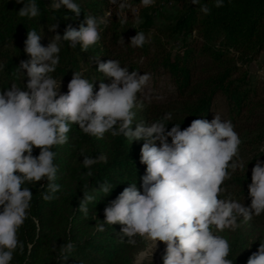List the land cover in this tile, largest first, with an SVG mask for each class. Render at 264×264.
Segmentation results:
<instances>
[{"label":"trees","instance_id":"obj_1","mask_svg":"<svg viewBox=\"0 0 264 264\" xmlns=\"http://www.w3.org/2000/svg\"><path fill=\"white\" fill-rule=\"evenodd\" d=\"M75 2L81 8L79 16L63 7L53 11L50 8L53 0H36L41 15L30 19L18 14L23 2L0 0V91L9 89L13 83L23 88L28 82L26 70H21V75L17 68L22 60L30 59L24 51L29 30H36L41 35L40 43L47 46L56 34L63 36L68 25L79 29L89 14L102 19L100 40L87 52H82L79 44L72 48L69 42H61L59 64L51 73L57 81L61 80V93H67L74 72L94 80V91H98L100 82L111 83L97 71L93 56L100 62L118 60L129 72L137 71L140 75H167L176 93L170 104L151 107L147 122L168 112L173 119L167 130L174 124H180L183 130L195 119L211 122L215 114L222 120H230L242 140L239 147L242 167L225 181L226 191L222 195H231L249 206L252 168L257 160L264 162V151L260 150V145H264V90L247 66L264 54V0H224L220 8L214 6L215 0H200L199 5L191 0H155L151 7H144L141 0H131V4L140 6L144 18L132 30L131 25L118 21L109 0ZM170 2L174 3L173 10L162 9V5ZM204 4L211 9L208 15L200 11ZM157 18L161 20L159 24ZM52 24L58 25L55 32L49 31ZM152 29V39L143 47L131 45L137 32ZM137 124L133 121V130ZM68 136V143L51 149L56 153L54 163L58 168L54 183L61 185V189L49 194L57 198L50 201L42 198L48 192L47 180L25 184L33 198L29 217L18 232L24 251L17 249L11 264H134L145 240L137 237L136 245L131 246L127 237L121 242L123 226L119 223L105 224L103 232L97 231L96 225L103 223L105 207L125 187L136 183L141 188V178L146 174V165L140 162L144 141L131 142L111 133L97 139L84 134L75 124ZM39 151L34 148L33 155L38 156ZM101 153L108 158L106 164L84 167V156L96 157ZM88 171L92 176L87 175ZM104 181L114 187L107 196L99 191ZM85 191L95 197L88 204L87 216L79 211ZM261 216L264 214L258 217ZM239 220V228L226 237L231 245L228 258L233 264H247L249 256L264 242H250L243 230V218ZM68 242L75 247L68 253V259L62 260L60 249ZM164 255L165 250L162 258Z\"/></svg>","mask_w":264,"mask_h":264},{"label":"clouds","instance_id":"obj_2","mask_svg":"<svg viewBox=\"0 0 264 264\" xmlns=\"http://www.w3.org/2000/svg\"><path fill=\"white\" fill-rule=\"evenodd\" d=\"M22 2L19 16L31 19L41 15L36 0H16ZM109 2L116 5L118 0ZM141 3L151 7L155 0ZM191 3L199 5L200 0ZM223 5L224 0H215L216 8ZM62 7L76 16L81 13L75 0H53L50 6L53 11ZM118 7L125 9L130 4L120 0ZM200 11L208 15L211 9L204 4ZM100 23L104 21L89 14L79 29L68 25L63 36L56 34L47 46L40 43L41 35L36 30H29L24 51L30 59L22 60L17 68L21 75V70H26L28 82L23 88L13 83L0 91V264H11L16 250L24 251L18 232L29 217L33 198L25 184L47 180L48 192L42 198H57L52 194L60 191L61 185L54 183L58 168L54 163L56 153L51 149L68 143L73 124L97 139L111 133L131 142L144 141L140 162L146 165V174L141 178V188L131 183L111 200L104 209L103 223L96 225L97 231H105V224L119 223L123 226L121 242H125L124 237L131 246L136 245L137 237L149 241V249L138 254L136 264H142L149 251L153 255L158 242L166 245L163 264H233L228 258L230 242L219 233L238 229L240 217L250 221L264 214V162L257 160L252 168L249 206L231 195L223 196L225 181L242 167V140L232 122L215 114L211 122L195 119L183 130L180 124L167 130L173 119L168 112L151 123H138L133 130L134 109L143 107L140 94L151 75L129 72L118 60L100 62L92 57L98 64L97 71L111 80L110 84L100 82L98 91H94V80L74 72L67 93H61V80L51 75L59 64L61 42H69L72 48L79 44L81 51L87 52L100 40ZM57 28L52 24L49 31ZM146 42L143 32L131 38L134 47H143ZM34 148L40 149L38 156L33 155ZM107 162L103 153L83 159L88 169ZM87 175L92 176V172ZM113 188L104 181L99 191L107 196ZM94 199L83 192L79 211L85 216ZM74 247L71 242L62 245L60 258L68 259ZM247 264H264V244L249 256Z\"/></svg>","mask_w":264,"mask_h":264},{"label":"rangeland","instance_id":"obj_3","mask_svg":"<svg viewBox=\"0 0 264 264\" xmlns=\"http://www.w3.org/2000/svg\"><path fill=\"white\" fill-rule=\"evenodd\" d=\"M119 2L120 0H118V3L116 5L112 4L111 7V11L115 12L118 17V21L122 22L123 24L131 25V30L134 27H138L144 21V18L141 16L140 6L133 5L131 4V0H127V2L130 4V7L120 9L118 7ZM162 7V9L171 11L174 9V3L170 2L168 4L162 5ZM160 22V18H157V24H159ZM153 30L154 29L143 32L146 36L147 42L152 39ZM247 68L250 74L255 79H258L259 82H261L262 88L264 90V54H262L257 60L251 62L247 66ZM175 93L176 91L171 85L167 75L160 74L155 77L151 75L150 81L148 82L143 92L140 94L143 101V107L134 109V111L136 112L134 121L137 123H148V113L151 109H153L151 107L170 104L172 101V96L175 95ZM262 149H264V145H260V150ZM223 196L228 195L224 194ZM240 218H238L237 222L240 221ZM241 223L247 237L250 238V242H264V216H253L250 221H245L243 219ZM233 232L234 231L225 230L224 232L219 234L227 237L231 236ZM149 247L150 242L145 240V246L135 255L134 264H136L138 254L142 251L148 250ZM165 249L166 245L162 242H158V247L154 251L153 255L152 252L149 251L147 258L143 260L142 264H163L162 253Z\"/></svg>","mask_w":264,"mask_h":264}]
</instances>
